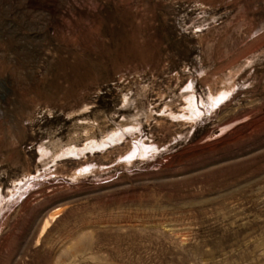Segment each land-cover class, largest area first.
I'll list each match as a JSON object with an SVG mask.
<instances>
[{"label":"rangeland","instance_id":"1","mask_svg":"<svg viewBox=\"0 0 264 264\" xmlns=\"http://www.w3.org/2000/svg\"><path fill=\"white\" fill-rule=\"evenodd\" d=\"M0 264H264V0H0Z\"/></svg>","mask_w":264,"mask_h":264},{"label":"bare ground","instance_id":"2","mask_svg":"<svg viewBox=\"0 0 264 264\" xmlns=\"http://www.w3.org/2000/svg\"><path fill=\"white\" fill-rule=\"evenodd\" d=\"M56 213H57V212H56ZM56 213H53V214L50 216V218H52L54 215H56ZM53 218H55V217H53ZM53 218H52V219H53Z\"/></svg>","mask_w":264,"mask_h":264}]
</instances>
